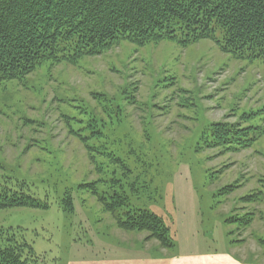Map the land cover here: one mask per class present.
Listing matches in <instances>:
<instances>
[{"label":"rangeland","instance_id":"obj_1","mask_svg":"<svg viewBox=\"0 0 264 264\" xmlns=\"http://www.w3.org/2000/svg\"><path fill=\"white\" fill-rule=\"evenodd\" d=\"M88 115L105 124L106 146L128 171L100 155L95 168L71 132L74 117ZM212 122L264 128V59L236 58L210 39L185 46L163 39L120 41L75 65L43 63L23 84L0 85V180L25 181L49 207L0 209V228L19 230L37 264L138 255L175 259L169 264L224 255L264 264V130L243 148L208 146ZM92 181L106 195L124 191L121 209L159 215L173 247L117 226L82 187ZM66 189L70 213L60 204Z\"/></svg>","mask_w":264,"mask_h":264},{"label":"trees","instance_id":"obj_2","mask_svg":"<svg viewBox=\"0 0 264 264\" xmlns=\"http://www.w3.org/2000/svg\"><path fill=\"white\" fill-rule=\"evenodd\" d=\"M163 39L183 46L210 39L236 58L264 59V0H0V85L14 80L23 84L43 63L75 65L120 41L144 45ZM74 118L77 123L71 132L83 141L98 171V155L128 171L123 159L106 146L105 124L93 115ZM83 130L87 135L78 133ZM263 130L239 122H212L203 142L239 149L251 145ZM96 183L82 187L90 188L117 226L148 231L160 246L173 247L169 228L159 215L121 209L127 203L124 191L106 195L97 191ZM34 194L25 181L0 180V209L49 207ZM61 196L62 210L73 212L69 189ZM37 257L19 230L0 228V264H37Z\"/></svg>","mask_w":264,"mask_h":264},{"label":"crops","instance_id":"obj_3","mask_svg":"<svg viewBox=\"0 0 264 264\" xmlns=\"http://www.w3.org/2000/svg\"><path fill=\"white\" fill-rule=\"evenodd\" d=\"M194 260H196V257L190 256ZM174 258V257H171ZM175 259H168V260H156L152 258L151 256L147 255H138L137 257H131L129 259H121L120 261H113L110 260L106 262L105 264H169V262L173 261ZM237 261V260H236ZM232 257L230 256H210L208 258L207 264H239L238 261L236 262ZM242 263V262H241Z\"/></svg>","mask_w":264,"mask_h":264}]
</instances>
